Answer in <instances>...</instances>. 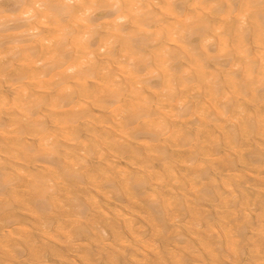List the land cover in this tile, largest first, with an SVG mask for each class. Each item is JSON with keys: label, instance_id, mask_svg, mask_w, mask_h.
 Here are the masks:
<instances>
[{"label": "bare ground", "instance_id": "6f19581e", "mask_svg": "<svg viewBox=\"0 0 264 264\" xmlns=\"http://www.w3.org/2000/svg\"><path fill=\"white\" fill-rule=\"evenodd\" d=\"M27 2L0 0V48L4 47V33L19 27L17 24L6 27L2 17L5 13L16 14ZM155 2L159 5L152 8L158 20L156 32L106 47L112 55L134 52L128 60L135 66V72L133 67L97 60L98 55L103 57L105 53L97 47L101 41L88 33L81 35L80 46L68 50L56 48L53 38L36 45L40 56L48 55L49 50L56 52L65 65L66 87L71 89L64 92L53 87V74L48 68H42L40 77L33 81L37 102L49 114L48 126L52 127L51 121L55 120L67 133L69 125L61 120L60 106L77 111L80 119L71 128L85 147L89 146L91 119L99 121L96 128L112 125L110 132L117 136L120 133L117 126L124 119L114 109H104L101 102L104 98L98 96L103 88L99 81L104 77H118L121 83L130 84L137 72L146 73L148 86L160 89L161 93L171 90L178 81L182 85L180 95L187 101L188 115L177 120L169 114L165 121L168 135L154 144L130 141L124 146L122 158L116 160L108 153L90 152L84 171L79 178L58 187L56 200L62 204L69 195L75 202L83 200L85 219L77 225V230L85 242L91 244L96 239L90 251L101 258L100 264H138L144 257L158 264H169L170 257L164 256L161 247L173 240L199 253L196 257L187 256L184 264H227L216 249L224 251L227 247L229 211L237 222L248 223L240 229V264H252L248 251L252 227L256 221L264 222V213L256 211L264 209V137L254 134L264 122V80L257 82L255 99L241 103L238 82L248 78L251 72L240 70L241 56L231 45L225 47L217 39L205 44L204 40L211 37H205L200 30L205 27L218 31L216 18L205 16L199 24H194L196 0ZM169 2L171 8L166 6ZM180 17L187 27L178 28L176 22ZM89 63L99 65L97 79L81 81L74 78L75 73L67 72V68ZM17 74L31 76L32 69L20 66ZM0 94L10 99L12 96L7 88ZM145 95L155 99L147 91ZM93 96H97L95 103L90 102ZM9 123V116L0 111V130ZM147 131L145 126H135V134L147 135ZM72 139V134L67 133L64 143L70 144ZM36 150L35 140H29L21 150L0 131V222L17 224L22 230L33 229L25 239L14 242L25 264H30L34 245L44 251L49 264H60L55 257L58 252L67 254V249L54 244L55 238L45 243L38 230L39 214L48 212L51 201L29 190L41 179L53 175L44 163L62 167L63 161H48L34 154ZM73 151L75 147L66 150V159H71ZM172 179L178 184L173 185ZM177 188L181 192L174 199ZM10 192L12 196L8 195ZM145 193L156 196L158 202L150 203ZM254 215L256 221L252 219ZM47 219L50 226L72 222L61 206ZM98 232L106 233L103 239L97 238ZM3 238L0 228V240ZM117 242L120 251L112 255L107 248Z\"/></svg>", "mask_w": 264, "mask_h": 264}, {"label": "clouds", "instance_id": "9594fccd", "mask_svg": "<svg viewBox=\"0 0 264 264\" xmlns=\"http://www.w3.org/2000/svg\"><path fill=\"white\" fill-rule=\"evenodd\" d=\"M155 0H28L22 8L13 15L5 13L2 17L5 26L11 24L19 25L18 28L4 33L2 39L4 47L0 48V93L7 88L12 93L11 99L8 95L0 94V111L9 116L10 123L2 130L18 149L29 140H35L38 150L34 154L46 158L48 161L60 159L62 167H56L51 163H44L45 168L53 171L51 178L45 177L30 188L41 199L48 198L51 207L47 213H40V227L38 228L45 243L55 238V243L61 248L67 249V254L58 252L56 259L60 264H100L101 258L94 256L90 249L91 244L80 238L77 225L85 219V204L83 200L75 202V198L68 196L62 204L56 200L57 189L61 184L67 185L75 178H79L84 171V165L88 161V154L108 153L113 160L122 158L124 146L130 141L138 144L145 142L155 143L159 138L166 137L168 130L165 121L171 117L177 120L188 115L187 101L180 95L182 85L176 81L171 90L161 93L160 89H152L149 85L148 75L137 72L130 84H123L118 77H104L99 82L103 88L98 96L103 97L101 101L104 109L115 110L122 114L123 122L117 127L119 135H112V125L96 128L98 120L91 119V131L87 139L89 146L85 147L76 135L71 125L80 119V113L61 105L63 115L61 120L69 125L67 133H71L73 139L70 144L64 143L67 133L57 126L52 120V127L48 126L50 119L47 112H43L37 102L35 85L33 81L40 77V70L48 68L53 74V87L70 92L63 78L65 65L60 62L56 52L49 50L46 56L36 53L35 47L42 41L53 38L56 48L68 50L73 46H80V38L84 33L91 34L101 41L97 45L99 52H104L103 57L97 56V60H103L113 64H123L126 68L135 66L129 64L128 57L134 52L128 50L123 55H112L106 51L115 43H127L140 35H151L156 32L157 18L152 13L153 7H158ZM167 7L171 8L169 2ZM196 14L193 17L194 24H199L205 16L216 18L220 25L218 31L211 28L201 27V33L206 38L205 44H211L212 39H217L225 47L231 48L241 56L240 70L249 71L251 75L238 82L237 95L240 102L255 99L254 92L259 80H264V0H196ZM140 9V11H135ZM178 28L187 25L182 17L177 20ZM128 25L130 27H125ZM177 35L180 33L177 31ZM251 37V42L249 40ZM155 41H153L154 43ZM206 51V49H205ZM83 54V49H82ZM20 66L32 69L31 76L17 74ZM105 71H107L105 69ZM162 71V69H157ZM67 72L75 73L76 79L88 81L97 79L99 65L96 63L78 64L76 68H67ZM154 94L155 99L150 100L145 92ZM97 96H93L90 102L95 103ZM259 102V101H258ZM159 110L155 113V110ZM155 113V115H154ZM145 126L147 135L135 134L136 125ZM255 135L264 137V122L256 129ZM79 145L78 147H76ZM75 147L71 159H66V150ZM173 185L178 184L172 179ZM177 188L173 198L180 194ZM12 196L13 193L8 194ZM145 198L150 203L158 202L156 196L145 193ZM159 195V192H157ZM57 206L65 209L72 217V222L61 226H50L47 217L56 212ZM252 211L251 208L248 209ZM264 213V209H257ZM229 223L226 229L229 241L224 251L216 249L221 253V259L227 264H240L242 252V240L240 229L243 225L235 220L234 214L227 213ZM247 215V213H241ZM256 216L254 215L252 219ZM3 229V240H0V264H25V259L18 255L17 240L25 239L33 229L22 230L20 226L11 222H0ZM253 238L248 249L252 258V264H264V222H257L252 227ZM66 233V234H65ZM106 233L98 232L97 238L103 239ZM47 238V239H46ZM107 243V242H106ZM139 252L140 249L130 244ZM147 247V244L145 245ZM112 255L120 251L118 242L110 244L107 248ZM165 257H170L169 264H184L187 256L196 257L198 251L185 247L182 242L169 241L164 248L161 247ZM210 251V250H209ZM214 255V253H213ZM30 264H49L42 249L33 246ZM138 264H158L148 257L142 258Z\"/></svg>", "mask_w": 264, "mask_h": 264}]
</instances>
